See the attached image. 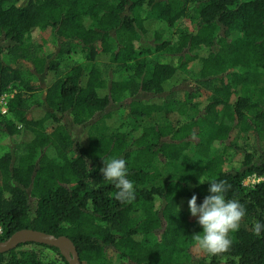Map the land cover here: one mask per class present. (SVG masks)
Instances as JSON below:
<instances>
[{
	"label": "trees",
	"instance_id": "1",
	"mask_svg": "<svg viewBox=\"0 0 264 264\" xmlns=\"http://www.w3.org/2000/svg\"><path fill=\"white\" fill-rule=\"evenodd\" d=\"M157 21L182 25L176 42ZM77 50L91 68L67 61ZM7 92L0 137L20 141L0 154V241L22 229L64 235L81 264H264V230L253 231L264 223V0H0ZM110 157L126 161L131 200L104 179ZM209 180L246 208L216 255L195 242L188 204ZM0 264L69 263L28 243Z\"/></svg>",
	"mask_w": 264,
	"mask_h": 264
},
{
	"label": "clouds",
	"instance_id": "2",
	"mask_svg": "<svg viewBox=\"0 0 264 264\" xmlns=\"http://www.w3.org/2000/svg\"><path fill=\"white\" fill-rule=\"evenodd\" d=\"M104 179L113 182L118 189L116 198L131 200L134 197V185L127 178L128 168L126 161L119 157L104 158L101 168ZM208 195L201 203H197V195L188 201L192 216L197 217L202 231L196 233L194 239L198 246L205 252L216 255L227 251L232 240L230 232H235L240 227L241 219L246 215L245 206L236 199L226 197L227 185L222 180H209ZM264 223L256 222L253 225L254 234L261 235Z\"/></svg>",
	"mask_w": 264,
	"mask_h": 264
},
{
	"label": "rangeland",
	"instance_id": "3",
	"mask_svg": "<svg viewBox=\"0 0 264 264\" xmlns=\"http://www.w3.org/2000/svg\"><path fill=\"white\" fill-rule=\"evenodd\" d=\"M155 27L161 31L162 35L164 38L172 41V42H176L177 38H178V35H179V30L180 28L182 27V25L180 24H177V25H169L168 23H165L163 21H157L155 23ZM50 43V42H49ZM48 43V44H49ZM52 48L51 44H49V46L46 48L47 51L50 50ZM155 57L154 55L153 56H150V58H153ZM69 60V62H77V63H80L82 64L83 66H85L86 68H91L92 65H94V63H92L91 61L87 60L86 59V56H85V52L83 53L82 51L80 50H77V51H74L72 52L68 58H67V61ZM185 72L187 74V76L189 77L190 80H194L196 78H198L199 76V62H192L190 64H188L186 67H185ZM14 89V88H13ZM40 94L38 93L36 97H39ZM2 115V114H0ZM128 125H126V128L129 125V123H127ZM81 128L76 126L72 129L73 131V134L76 136L79 134V132H81ZM20 141V137L19 136H12L11 138H8V137H5V136H2L0 137V154L4 153V151L9 148V145L10 146H14L16 143H18ZM240 142L241 143H245V139H240ZM160 167L162 168L164 174L167 176H171V174H173L176 170H175V167L170 165V164H159ZM259 179L255 176H252V177H249L245 180V184L248 185V186H252L254 185L256 182H258ZM31 245H29L28 247H30ZM195 251L198 252L199 251V248L196 247L195 248ZM48 255L49 256H54V252H51L49 251L48 252ZM117 261L115 258H110L106 264H116Z\"/></svg>",
	"mask_w": 264,
	"mask_h": 264
},
{
	"label": "water",
	"instance_id": "4",
	"mask_svg": "<svg viewBox=\"0 0 264 264\" xmlns=\"http://www.w3.org/2000/svg\"><path fill=\"white\" fill-rule=\"evenodd\" d=\"M36 243L56 246L69 264H81L78 251L73 241L64 235L55 236L43 231L33 229L18 230L7 239L0 241V252H6L21 244ZM219 264H232L222 261Z\"/></svg>",
	"mask_w": 264,
	"mask_h": 264
},
{
	"label": "built area",
	"instance_id": "5",
	"mask_svg": "<svg viewBox=\"0 0 264 264\" xmlns=\"http://www.w3.org/2000/svg\"><path fill=\"white\" fill-rule=\"evenodd\" d=\"M10 93L0 94V114H7L8 112V98Z\"/></svg>",
	"mask_w": 264,
	"mask_h": 264
}]
</instances>
